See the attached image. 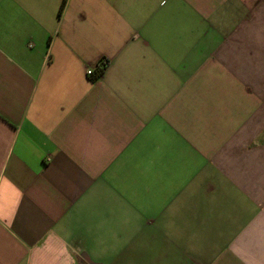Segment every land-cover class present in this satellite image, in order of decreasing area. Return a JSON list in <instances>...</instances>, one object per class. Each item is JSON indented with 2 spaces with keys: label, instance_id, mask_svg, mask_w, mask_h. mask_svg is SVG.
<instances>
[{
  "label": "crops",
  "instance_id": "0c3cea01",
  "mask_svg": "<svg viewBox=\"0 0 264 264\" xmlns=\"http://www.w3.org/2000/svg\"><path fill=\"white\" fill-rule=\"evenodd\" d=\"M62 3L0 0V264H264V0Z\"/></svg>",
  "mask_w": 264,
  "mask_h": 264
},
{
  "label": "trees",
  "instance_id": "16d2710c",
  "mask_svg": "<svg viewBox=\"0 0 264 264\" xmlns=\"http://www.w3.org/2000/svg\"><path fill=\"white\" fill-rule=\"evenodd\" d=\"M65 2H66V0H63L59 14H61V11L65 6ZM105 65H106V63H102L100 66H98V68L93 72V75L91 76V78L92 79L98 78L103 73Z\"/></svg>",
  "mask_w": 264,
  "mask_h": 264
},
{
  "label": "built area",
  "instance_id": "2783aa9c",
  "mask_svg": "<svg viewBox=\"0 0 264 264\" xmlns=\"http://www.w3.org/2000/svg\"><path fill=\"white\" fill-rule=\"evenodd\" d=\"M93 72H94V71H92V70H88V71H87L88 76L91 77V76L93 75Z\"/></svg>",
  "mask_w": 264,
  "mask_h": 264
}]
</instances>
